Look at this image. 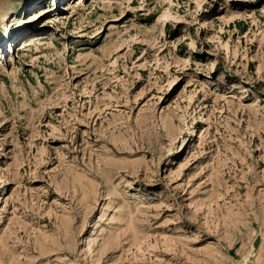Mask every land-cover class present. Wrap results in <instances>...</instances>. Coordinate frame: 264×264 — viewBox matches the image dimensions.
I'll use <instances>...</instances> for the list:
<instances>
[{
  "label": "rangeland",
  "instance_id": "rangeland-1",
  "mask_svg": "<svg viewBox=\"0 0 264 264\" xmlns=\"http://www.w3.org/2000/svg\"><path fill=\"white\" fill-rule=\"evenodd\" d=\"M0 264H264V0H0Z\"/></svg>",
  "mask_w": 264,
  "mask_h": 264
}]
</instances>
